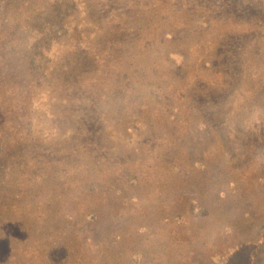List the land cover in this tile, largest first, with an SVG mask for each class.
Here are the masks:
<instances>
[{"label": "rangeland", "instance_id": "obj_1", "mask_svg": "<svg viewBox=\"0 0 264 264\" xmlns=\"http://www.w3.org/2000/svg\"><path fill=\"white\" fill-rule=\"evenodd\" d=\"M5 3L0 264H264V0Z\"/></svg>", "mask_w": 264, "mask_h": 264}, {"label": "trees", "instance_id": "obj_2", "mask_svg": "<svg viewBox=\"0 0 264 264\" xmlns=\"http://www.w3.org/2000/svg\"><path fill=\"white\" fill-rule=\"evenodd\" d=\"M7 3L5 4H0L1 7H7ZM0 18V63L2 62L5 53H8L7 49L9 42L14 43L18 40V38L21 36V34H25L26 36V41L29 42L30 38L32 37L33 40L35 41L32 43V45H29L30 48L34 47V44H37L38 46V41L44 36V32L49 28L51 29L52 27V22L49 23V26H43V24L40 22V20H36L34 22H28L26 23H10L12 25V28H9L10 25L9 19L5 16H1ZM8 21V22H7ZM46 27V28H45ZM115 30V29H114ZM31 32H34V35H31ZM48 32V31H47ZM30 33V35H29ZM37 36H40L38 38Z\"/></svg>", "mask_w": 264, "mask_h": 264}]
</instances>
